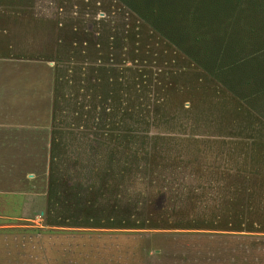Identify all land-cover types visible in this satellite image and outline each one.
Returning <instances> with one entry per match:
<instances>
[{
    "label": "rangeland",
    "instance_id": "1",
    "mask_svg": "<svg viewBox=\"0 0 264 264\" xmlns=\"http://www.w3.org/2000/svg\"><path fill=\"white\" fill-rule=\"evenodd\" d=\"M254 3L264 10V0ZM36 12L0 13V264H264V178L253 182L264 175V118L118 0H39ZM33 25L35 39H16ZM71 140L82 146L71 148ZM166 154L184 164L198 156L202 164V157L259 164L218 168L232 183L205 191L198 204L170 197L178 187L202 194L200 176L212 166L195 162L147 172L145 209L130 185L113 191L109 171L117 168L107 159L136 157L145 169ZM164 192L159 217L188 224L155 230L248 236L150 240L147 230L98 223L144 219L133 202L148 212Z\"/></svg>",
    "mask_w": 264,
    "mask_h": 264
},
{
    "label": "trees",
    "instance_id": "2",
    "mask_svg": "<svg viewBox=\"0 0 264 264\" xmlns=\"http://www.w3.org/2000/svg\"><path fill=\"white\" fill-rule=\"evenodd\" d=\"M131 11L136 13L141 19L146 21L154 30L160 33L164 38L169 40L173 45L179 48L189 58H191L198 66L214 76L221 83L229 87L234 93L245 100V102L255 111H257L264 118V43L260 45L264 35V10L261 11L254 0H118ZM247 5V7H246ZM252 7V8H249ZM6 131L4 128L1 130ZM1 135V133H0ZM73 141V140H71ZM80 143V144H79ZM65 147L68 146L63 142ZM163 150L167 149L170 144L161 143ZM82 142L73 141L71 148H80ZM107 147L109 145H106ZM120 146V145H119ZM172 147V146H171ZM130 148L129 146L123 147ZM201 156L197 159L189 160L184 164V158H172L170 154L163 156L161 161H152L148 163L149 168L140 169L136 167V163L140 160L136 157L129 161L124 159L109 158L106 163H109L110 169L115 165L117 171L110 172V180L114 185L120 182V186H131V194H135L141 199L140 202L145 203L143 209L147 208L146 193L151 189L150 182L147 181V172L155 171L161 165L159 173L164 175L170 170L171 166L184 165L188 166L195 162L196 168L202 166H209L211 168L209 174L202 172L200 176L199 188L203 190L202 194L197 197L194 195H186L181 189L175 188L173 195L170 197L192 200L198 204L201 198L206 197L205 191L211 189H224L229 184V178L225 177L222 182L223 175H216L218 168H226L225 165L234 166H255L259 162L254 158H215L202 157L207 159L202 164ZM229 168V167H228ZM201 170V169H198ZM218 171V172H216ZM199 172H196L198 174ZM116 174L118 175L116 177ZM129 177L126 179V175ZM142 176L137 179V175ZM171 174H174L171 172ZM259 175V174H258ZM215 176V177H214ZM254 178V179H253ZM253 182L258 184L264 178L259 176L253 177ZM238 180H241L238 178ZM127 181V182H126ZM232 183V182H230ZM93 187V185H91ZM73 187V186H72ZM77 189L76 187L72 188ZM189 192V191H188ZM112 194V192H110ZM167 193L164 192L163 203L158 207H153L148 212L138 210V203H134V210L137 213L146 214V218H129L125 215L120 218L109 217L108 220H100L98 223H103L101 228L116 229L115 232H125L128 229L132 230H147L148 238L156 239L158 237H166V235L182 236V235H205L209 237L221 236L230 237L237 235L245 237L248 235L231 234V233H215V232H162L155 229H170V228H186L183 223L184 220L175 218L171 224L168 218H161L159 214L165 208L167 202ZM220 196V195H219ZM144 197V200H143ZM134 201L130 197H126ZM209 201H213L209 197ZM225 198V197H224ZM223 198V203L225 200ZM206 199V198H205ZM106 204L112 202L110 195L104 200ZM170 201V199H169ZM177 201V200H175ZM124 200L122 202V205ZM203 208V207H202ZM203 209L212 211L215 205L206 206ZM127 210V209H125ZM252 215H256L255 211H251ZM198 214V213H194ZM174 233V234H170ZM214 233V234H212ZM153 247L148 246L145 255H152ZM157 249L156 247L154 250ZM160 256V254H157Z\"/></svg>",
    "mask_w": 264,
    "mask_h": 264
},
{
    "label": "crops",
    "instance_id": "3",
    "mask_svg": "<svg viewBox=\"0 0 264 264\" xmlns=\"http://www.w3.org/2000/svg\"><path fill=\"white\" fill-rule=\"evenodd\" d=\"M39 0H32L31 3H26L25 0H0V13H5L9 16H25V15H35L36 12V7H37V2ZM26 6V7H25ZM40 11V10H39ZM39 13V12H38ZM36 25H33L32 28L29 29V33L30 34H18V36L20 37H16V39H18V41L20 39H26V40H33L35 39V34L32 32L35 31ZM15 37V36H13ZM17 43H14V45L16 46ZM19 44V43H18ZM20 45V44H19ZM20 46H24L26 47L25 42L23 41V45L21 42ZM40 47V46H39ZM51 58V57H49ZM49 58L47 60H49Z\"/></svg>",
    "mask_w": 264,
    "mask_h": 264
}]
</instances>
